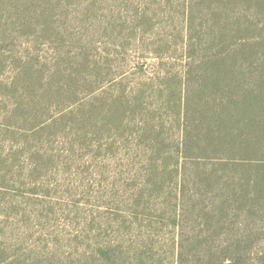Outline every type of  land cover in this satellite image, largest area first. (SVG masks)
<instances>
[{
	"label": "rangeland",
	"instance_id": "1",
	"mask_svg": "<svg viewBox=\"0 0 264 264\" xmlns=\"http://www.w3.org/2000/svg\"><path fill=\"white\" fill-rule=\"evenodd\" d=\"M184 1L44 0L41 16L3 11L15 27L1 38L36 64L45 86L24 103L32 109L16 112L37 113L34 131L0 125L9 263L84 264L106 244L128 247L145 234L159 252L173 250L166 219L189 52Z\"/></svg>",
	"mask_w": 264,
	"mask_h": 264
},
{
	"label": "trees",
	"instance_id": "2",
	"mask_svg": "<svg viewBox=\"0 0 264 264\" xmlns=\"http://www.w3.org/2000/svg\"><path fill=\"white\" fill-rule=\"evenodd\" d=\"M18 1L0 0V34L15 27L5 10L48 11L44 0ZM184 3L189 52L173 109L178 142L169 154L174 197L166 219L177 241L159 252L145 234L128 247L106 244L84 264H264V0ZM9 40L0 35V125L34 131L37 113L16 112L32 109L24 103L45 87L44 75ZM3 247L0 264H11Z\"/></svg>",
	"mask_w": 264,
	"mask_h": 264
}]
</instances>
